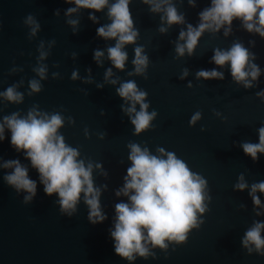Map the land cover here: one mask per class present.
<instances>
[{
  "label": "water",
  "instance_id": "95a60500",
  "mask_svg": "<svg viewBox=\"0 0 264 264\" xmlns=\"http://www.w3.org/2000/svg\"><path fill=\"white\" fill-rule=\"evenodd\" d=\"M115 2L108 0L96 10L78 7L74 0H0V123L13 113L27 118L31 110L40 116L61 115L57 132L78 150L77 159L85 167L92 164L93 185L100 190V210L106 217L95 224L89 220L83 193L74 210L62 211L59 195L44 192L38 170L24 150L11 145L5 125L0 140V264H264V248L257 251L255 244L243 243L249 229L264 224V192H252L254 184L264 183V152L253 160L242 147L258 144L264 127V36L234 18L218 30H204L192 54L185 48L180 55L177 44L186 40L180 39L181 31L186 33L189 24L197 28L199 14L212 0H129L137 36L123 46L127 59L120 69L108 53L117 38L97 34L112 22L108 10ZM156 4L160 11L152 10ZM169 4L183 15L182 23L167 22ZM29 15L32 22H27ZM235 43L250 54L245 71L251 72L252 65L259 69L256 78H245L250 86L234 79L230 62L220 66L212 60L216 49L227 51ZM137 47L148 60L141 73L133 63ZM97 51L103 53L99 59ZM213 69L223 78L197 76ZM33 80L39 91L31 88ZM129 81L147 93L146 111L156 113L139 133L132 119L140 103L117 92ZM9 87L21 94L20 100L2 95ZM133 104L135 111L129 112ZM130 144L163 159L172 152L206 181L204 211L195 213L198 227L188 230L185 241L165 239L164 248L144 241L148 255L133 253V260L115 253L111 236L116 204L130 203L128 196L117 195L132 165ZM9 160H19L28 169L36 182L35 196L5 180L14 171L3 166ZM239 183L247 186L241 190ZM27 196L32 199L25 201ZM260 235L264 238V228Z\"/></svg>",
  "mask_w": 264,
  "mask_h": 264
},
{
  "label": "clouds",
  "instance_id": "9594fccd",
  "mask_svg": "<svg viewBox=\"0 0 264 264\" xmlns=\"http://www.w3.org/2000/svg\"><path fill=\"white\" fill-rule=\"evenodd\" d=\"M78 7L100 10L108 5V0H74ZM151 2V0H145ZM167 3V0H163ZM191 2V0H190ZM129 0H116L108 10L111 23L97 29V34L105 38H117L114 47L108 49L109 58L115 67L123 69L127 59V53L123 46L135 41L136 30L132 28V19L129 12ZM153 11H160V5L156 4ZM69 12L76 11L70 8ZM167 22L169 24L182 23L183 15H178L174 6L170 5L165 9ZM201 23L197 28L188 25V31H181L180 39L185 40L184 44H177L176 51L183 55L185 48L192 54L198 38L206 29L218 30L223 24H231L234 18H240L249 31H257L264 36V0H212V6L206 8L200 14ZM163 19V17H162ZM27 22H32L31 15ZM75 24L76 21H70ZM259 25V27H257ZM35 31V29L33 30ZM165 31V29H161ZM136 58L133 63L135 71L141 73L147 67V57L141 55V48L137 47ZM103 53L97 51L95 56L99 59ZM249 52L240 43H235L229 50H215L212 60L220 66L230 62L231 73L235 80L245 81L248 75L256 78L259 69L252 65V71H245L249 62ZM43 75L44 69L40 70ZM111 74L109 69L108 75ZM186 74V73H185ZM76 73H73L75 78ZM198 77L223 78V73L216 71L201 70ZM245 86L250 82L245 81ZM31 88L34 91L40 90V84L33 80ZM117 92L121 97L140 103V111L136 112L132 123L136 132L148 128L150 120L156 115L149 114L147 104L143 102L147 95L144 91H138L134 82L123 83ZM2 95L8 100L18 101L21 94L13 87H9ZM134 112L135 107L128 109ZM31 110L27 118H18V113L4 117V123H0V140H3L5 125L11 131V145L17 151L24 150L27 158L30 159L32 167L38 170L41 182L44 184V192L47 195L57 193L60 197L59 203L62 211L75 209L81 193L84 194L85 203L89 206V220L93 224L102 222L106 217L101 213L99 188H95L92 178V164L87 167L82 160H78L77 149L69 147L64 142V137L58 134L57 129L63 124V118L59 114L40 116ZM199 118L197 113L192 122ZM259 143H244L242 145L246 154L253 160L257 159V152H264V127L259 129ZM132 161L131 167L127 169L125 184L117 192L128 196L130 203L116 204V222L111 236L114 239V251L117 255L135 259L133 253L146 257L148 249L144 241H149L153 246L166 247L165 239L177 242L185 241L186 233L192 227H198L196 210L204 211L202 202L204 200L203 188L206 181L197 174L191 172L185 162L177 159L172 152L167 153V159L156 155H150L147 148L141 149L138 144H130ZM163 153L164 149H158ZM6 168L14 167V171L5 176L8 184L13 185L17 190L25 189L35 196L36 182L28 177V169L21 165L19 160H9L4 165ZM247 185L239 183L237 188L243 190ZM257 189L264 192V183L254 184L252 192ZM130 192L134 194L129 195ZM32 196L25 197V201L31 200ZM255 204L260 200L253 196ZM71 213H69L70 215ZM264 224L257 223L246 232L243 243L255 244L257 251L264 248V238L260 231ZM145 232L147 236H145ZM251 251V249H249Z\"/></svg>",
  "mask_w": 264,
  "mask_h": 264
}]
</instances>
